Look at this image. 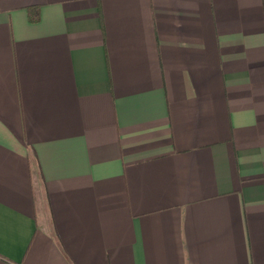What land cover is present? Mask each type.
I'll return each instance as SVG.
<instances>
[{"label": "crops", "instance_id": "obj_1", "mask_svg": "<svg viewBox=\"0 0 264 264\" xmlns=\"http://www.w3.org/2000/svg\"><path fill=\"white\" fill-rule=\"evenodd\" d=\"M0 264H264V0H0Z\"/></svg>", "mask_w": 264, "mask_h": 264}]
</instances>
